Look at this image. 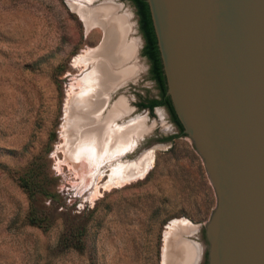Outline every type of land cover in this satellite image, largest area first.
Returning <instances> with one entry per match:
<instances>
[{"label": "rangeland", "instance_id": "374dc122", "mask_svg": "<svg viewBox=\"0 0 264 264\" xmlns=\"http://www.w3.org/2000/svg\"><path fill=\"white\" fill-rule=\"evenodd\" d=\"M83 1L94 17L88 23L73 0H0V264H165V235L177 220L193 228L182 237L199 246L197 264H207L204 230L216 194L170 112L137 106L159 90L148 77L136 8L129 0ZM108 4L115 18L127 17L136 45V72L116 84L108 106L125 102L129 114L118 126L135 120L136 137L143 134L119 162L153 163L142 179L106 188L110 168L86 185V157L67 147L66 105L87 73L76 60L105 41L99 9Z\"/></svg>", "mask_w": 264, "mask_h": 264}, {"label": "water", "instance_id": "95a60500", "mask_svg": "<svg viewBox=\"0 0 264 264\" xmlns=\"http://www.w3.org/2000/svg\"><path fill=\"white\" fill-rule=\"evenodd\" d=\"M166 95L217 204L207 264H264V0H146Z\"/></svg>", "mask_w": 264, "mask_h": 264}, {"label": "bare ground", "instance_id": "6f19581e", "mask_svg": "<svg viewBox=\"0 0 264 264\" xmlns=\"http://www.w3.org/2000/svg\"><path fill=\"white\" fill-rule=\"evenodd\" d=\"M73 1L74 4H77V11L85 22L92 21L94 17L91 18L90 11L83 8L84 1ZM108 5L99 9L105 21V41L93 53L86 54V57L82 55L83 57L76 60V64L84 65L87 73L80 80L81 91L72 93L73 96L69 97L66 105L67 114L71 112V115L68 114V118L72 121L71 140L68 141L67 147H69L71 155L86 157L84 162L87 161V172H89V177H86L87 175L86 179L83 177L87 181L86 185L93 184V180L101 173L102 169L110 168L112 178L105 185L106 188L123 186L136 178L142 179L153 163L152 157L148 159L145 156L139 162H119L120 157L127 151H131L143 134L136 137L139 127L136 126L135 120L118 126V121L123 120L129 114L130 109L125 102L119 100L112 106H108L109 94L113 89L115 90L116 84L136 72L135 63L131 64L136 45L133 43L135 41L129 40L128 19L125 16L119 17L120 15L117 14L116 19L114 16L115 6ZM90 66L91 68H89ZM125 110H127V114L122 116ZM151 152L150 154H152ZM83 160L80 162L83 163ZM95 166L97 168L93 171ZM105 187L104 189H106ZM188 225L185 220H177L166 232L165 264L198 263L199 246L182 237L193 233V228Z\"/></svg>", "mask_w": 264, "mask_h": 264}, {"label": "trees", "instance_id": "16d2710c", "mask_svg": "<svg viewBox=\"0 0 264 264\" xmlns=\"http://www.w3.org/2000/svg\"><path fill=\"white\" fill-rule=\"evenodd\" d=\"M136 8L139 18V28L145 40V46L142 50V54L147 56L151 61V77L157 83V87L160 91V100H153L147 105L138 103L137 106L140 109L148 108L150 113L157 106H166L169 109L172 122L178 127L180 134L182 133V126L179 123L174 110L172 108L169 97L166 95V82L162 72V65L159 57V51L157 48L156 37L153 30V25L150 17V12L146 0H129ZM76 248L81 249V245L76 243Z\"/></svg>", "mask_w": 264, "mask_h": 264}, {"label": "flooded vegetation", "instance_id": "af4514ba", "mask_svg": "<svg viewBox=\"0 0 264 264\" xmlns=\"http://www.w3.org/2000/svg\"><path fill=\"white\" fill-rule=\"evenodd\" d=\"M145 46V45H144ZM144 56V55H143ZM144 58L146 59V61H148L149 62V73H148V77L150 78V80L152 81V82H154L155 83V85L157 86V83H156V81L154 80V79H152V77H151V61L149 60V58L147 57V56H144ZM158 88V87H157ZM159 90V89H158ZM161 99V97H160V91H159V97L158 98H153V99H147V100H144V101H140L139 103H143L144 105H147L148 103H150L151 101H153V100H160ZM160 107H165L168 111H169V109L166 107V106H157V107H155L154 109H153V111L156 109V108H160ZM139 108V107H138ZM144 110H147L148 112H150V110L148 109V108H144ZM153 111H152V113H153ZM172 121V120H171ZM175 125V124H174ZM176 126V125H175ZM177 127V126H176ZM178 128V127H177ZM166 141H168V139H165Z\"/></svg>", "mask_w": 264, "mask_h": 264}]
</instances>
